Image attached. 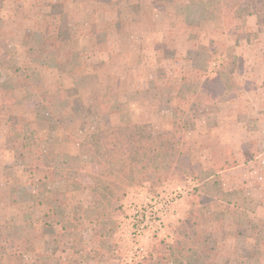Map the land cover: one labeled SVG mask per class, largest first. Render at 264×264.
Wrapping results in <instances>:
<instances>
[{
    "label": "rangeland",
    "instance_id": "374dc122",
    "mask_svg": "<svg viewBox=\"0 0 264 264\" xmlns=\"http://www.w3.org/2000/svg\"><path fill=\"white\" fill-rule=\"evenodd\" d=\"M208 1L0 0V234L20 226L32 238L20 252L3 245L0 264H135L156 259L160 241L184 240L197 251L184 264H264V185L244 164L264 163V12L249 7L228 27L189 11ZM58 30L59 53H47ZM232 57L240 70L225 101L182 94L186 72L193 80L206 60L201 81L213 79ZM27 88L59 95V124ZM130 125L150 126L165 153L183 150L192 172L112 194L100 213L93 137ZM51 153L68 155L64 171ZM198 166L218 171L217 200L194 178ZM197 197L214 214L187 228L190 243L179 225Z\"/></svg>",
    "mask_w": 264,
    "mask_h": 264
},
{
    "label": "trees",
    "instance_id": "16d2710c",
    "mask_svg": "<svg viewBox=\"0 0 264 264\" xmlns=\"http://www.w3.org/2000/svg\"><path fill=\"white\" fill-rule=\"evenodd\" d=\"M188 6L189 11L193 7L199 9L197 14L199 19H218L223 22L224 26L228 27L234 24L236 19L241 17L244 10L249 7L256 8L258 6L264 12V0H209L203 4L191 3ZM59 33L58 30L56 37L50 41L47 40L45 48L47 53H59L56 49L58 47ZM55 44H57V47ZM28 52L30 53L29 56H31V46ZM200 56L203 58L202 55ZM232 59L233 62L231 64L220 66V69L215 72L213 79L206 78L204 81H201L199 70L201 69L206 73L208 68L205 60V64H202L200 69L194 67V71H196L193 80H189L192 78V72H186L183 75L180 91L183 95L190 94L194 102L200 104H210L211 102H209L208 98L219 95L217 102L225 101V83L229 80L232 81L233 77L236 78L240 70V59L238 57H232ZM215 83L219 85H215ZM218 86L221 88L218 89ZM27 90L30 93L29 88ZM28 98L33 100L36 106H41L46 101L48 105L47 114L54 118L55 123L59 124L61 121L60 111H58L57 107L62 102L59 95H49V93L34 95L31 92ZM6 100L7 102H11L8 99ZM4 103L6 104V101ZM0 108L4 110L2 104H0ZM114 110H116L115 107ZM174 135V132H167L164 137L167 138L166 140L175 141ZM16 138H18V135H16ZM93 138L90 160L95 164L96 171L90 176L91 184L89 189L94 195V202L100 213L105 206L110 204L108 197H111L112 194L124 193L131 186L154 189L159 185L161 180H168V178L179 171H184L186 172L185 176H189L193 169L192 162L181 152L183 150L179 151L176 148L173 153H165L162 150V141L154 135L150 126L130 125L115 128L110 127L97 133ZM50 156L49 160L56 161L55 169L64 171L63 167L69 161L68 155L65 153H51ZM46 167L52 170V163H48ZM197 173L194 178L199 181L200 186L212 188L210 199L213 201L217 200L219 197L216 195L222 192L218 171L214 169L203 170L202 167L198 166ZM198 191V188L194 189V192ZM97 197H101L102 199L99 201ZM197 199L196 206L191 209L186 219L179 225L181 234L190 243L187 228L207 223L210 215L214 214L212 211H209V207L204 205L205 203H202V197H197ZM220 199L222 200V197ZM97 218L100 219V215ZM8 234L13 235V238L4 239L0 234V250L4 248L3 245L7 244L6 246L9 245V248L20 252L22 248L25 249L31 243V235L20 226L9 228ZM186 251L193 252L191 256L194 255V252H197L185 240L180 246L178 243L175 246L174 244L169 245L164 241H160L152 247L151 253H155L156 259H153V256L150 255L148 258L140 259L135 264H184L190 260V256L186 254ZM197 263L198 261L193 262V264Z\"/></svg>",
    "mask_w": 264,
    "mask_h": 264
},
{
    "label": "crops",
    "instance_id": "0c3cea01",
    "mask_svg": "<svg viewBox=\"0 0 264 264\" xmlns=\"http://www.w3.org/2000/svg\"><path fill=\"white\" fill-rule=\"evenodd\" d=\"M244 164L247 165L246 167L248 169H254V171H252L250 174L248 173L247 179L255 177L256 179H259L260 181H262V184L264 185V163H263L262 168L260 167L261 163H255L253 161H248L247 163H244ZM255 172L259 175H255L256 174Z\"/></svg>",
    "mask_w": 264,
    "mask_h": 264
}]
</instances>
